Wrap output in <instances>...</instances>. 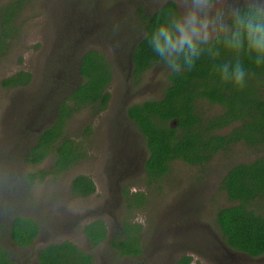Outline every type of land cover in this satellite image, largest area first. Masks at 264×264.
Listing matches in <instances>:
<instances>
[{"label": "trees", "instance_id": "1", "mask_svg": "<svg viewBox=\"0 0 264 264\" xmlns=\"http://www.w3.org/2000/svg\"><path fill=\"white\" fill-rule=\"evenodd\" d=\"M35 4L36 0H0V62L10 55L15 45L12 42L22 37V23L19 24V18L33 11ZM143 7L135 12L137 16L135 28L132 22L117 23L113 28H109V39L113 42L126 43L124 57L119 58V62L126 68V54L134 43L133 37L136 32L139 36L144 31L145 36L137 44L132 55V77L138 82L141 80V74L151 68H155V71L161 74L160 98L132 104L126 108L127 117L134 121L140 134L146 139L148 158L144 165L145 186L157 192L162 191L161 185L163 188L168 186L166 182L172 166L179 163L185 169H189V173H186L183 179L185 185L190 179H195L197 182H194L199 188L198 183L206 178L204 169L210 155L213 159L219 154L220 160V155L226 152L243 155L261 154L248 163L238 164L229 169L217 189L203 200L208 202L211 214L216 217L215 224L225 236L224 241L228 247L254 258L259 257L264 254V63L257 67L253 56L244 50L238 57L235 53H228L223 47L221 34L208 45H202L204 54L195 62L192 70L188 71L187 66L182 63L184 71L171 72L153 51L149 37L167 14L177 10L178 6L172 0H164L161 8L153 11L150 17L145 10L147 6ZM87 15L89 14L72 13L71 23L80 19H90ZM225 21L226 27L231 28V20L227 16ZM58 31L60 36L63 34L64 42L68 37H73L69 33L66 35L65 29H61L62 32ZM71 39L73 38L67 41ZM67 41L57 49L59 54L69 51L72 45H68ZM72 48L76 49L71 47V50ZM209 48L213 52L219 50L216 59L212 58ZM237 59L247 72L245 85L241 89L235 88L230 82L221 83L219 75L214 70L222 63H235ZM80 60L78 71L82 83L72 85L74 90L57 106V118L42 131L36 144L24 156V164L30 167L39 165L50 155L53 157L52 165L47 170H36L25 176L31 184L35 179L44 180L47 175L64 174L86 157L77 138H71L65 133L69 119L83 108H92L98 114L108 106L110 93L105 90L108 89L113 77L110 61L108 62L105 55L96 50H89ZM58 61L53 58L52 66L56 68L58 64L60 68L55 70L64 76L55 84H50L49 78L45 80L46 95L51 99L37 97L43 101L44 107L39 109L41 113L34 108L29 110L27 103H21L23 107L16 111L19 121L16 129L19 135L16 132L13 135L9 128L0 136V139L11 137L16 140L0 145V193L4 200H9L10 196L11 206L19 200L12 194L15 192L13 188L15 181H11L13 179L7 176V171L20 168V158L28 145L25 139L30 128L34 129L43 124L45 120L42 113L49 111V118L55 114V105L62 98L65 86L71 84V76L69 77L67 73L70 71L69 68ZM31 82L32 73L18 70L3 78L0 86L5 90L25 89ZM210 104L216 107V112L211 114ZM171 121L176 122L175 128L170 127ZM90 133V127L86 126L82 137L87 138ZM12 162H16V165L12 166ZM9 190L11 194H8ZM93 191L94 185L90 179L78 175L71 182L69 194L75 197L88 196ZM146 194H148L146 190L134 192L132 195H129L127 190L123 192L125 197L123 239L115 237L109 242V248L118 251L121 258L141 253L136 237H132L133 240L136 239L134 246L125 244L124 240L131 228L135 231L133 233L140 230L138 224L132 225L127 218L131 217L129 215L134 211L141 209ZM221 198L227 200L230 206H218L217 199ZM83 232L92 247L99 246L106 239L105 226L100 221L85 226ZM38 233V226L33 220L21 216L14 220L11 236L17 245L27 246ZM106 257L108 258L107 253ZM37 258L38 264H95L96 261L93 255L85 253L69 241L46 246L38 252ZM187 263V259H183V264ZM0 264H15L2 245Z\"/></svg>", "mask_w": 264, "mask_h": 264}, {"label": "rangeland", "instance_id": "2", "mask_svg": "<svg viewBox=\"0 0 264 264\" xmlns=\"http://www.w3.org/2000/svg\"><path fill=\"white\" fill-rule=\"evenodd\" d=\"M163 1L164 0H140L133 2L129 0H36L33 11L19 18V24L22 23V37L12 42L15 43V45L10 55L0 62V81L18 70H26L32 73V82L31 85L25 89L5 90L0 86V136L9 128L12 130L13 135H15V132L19 135V131L16 129L19 125L16 111L20 110L19 107H23L21 103H27L29 110H33L34 108L37 112H40L39 109L44 106H42L43 101L37 99V97H43L47 100H49V98L51 99V97L48 98L46 95L45 89L47 85H45V80L49 78V83L55 84L64 76V74L62 75L59 71L57 72L55 70L56 68H60L58 64L56 68H53V58L65 64L70 70L67 73L69 77L71 76V84L69 83V85L65 86V90L61 95L62 99L69 95L72 85H77L79 82L77 62L89 50H96L104 54L108 62L110 61L113 72L112 81L108 84L110 102L106 110L97 114L92 108H83L69 119L65 130L66 135L71 138H77L83 151L87 153L85 159L63 174L58 181L51 182L49 179L37 181L33 183L30 190L27 192L20 190L19 193H17L19 200L17 201L19 206L17 212L19 215L33 218L40 225V236L36 240L38 245L42 246V244L56 243L57 241L61 242L63 239H67L82 250H90L91 248L90 251L96 259L95 264H110L105 255L107 250L104 248V244L101 243L99 246L93 248L88 246L85 237L81 233V224H84V221L86 222L87 220L99 217L106 223L110 233L116 229L119 220L118 218L116 219L118 216L115 213V208L111 206H113V202H117L118 193L115 192L113 188H109V185L114 184L117 180L111 177L113 169L109 164L113 165V160H118L119 164L124 163L122 166L134 169L138 161L136 153H138V156L140 154L139 138L137 137L133 125H129L128 121H126V117L123 116L122 109L125 105L142 100L143 97H148L147 100L157 98L160 95L159 90L162 84L161 79L158 78L159 76L155 71L156 69L151 68L144 73L138 85L131 87L132 80L129 79V72L131 69L128 68V71L127 67L125 68L119 62V58L121 59L124 57L126 43L111 41L109 39V28H113L115 24L122 21H125L122 23L132 22V26H134L135 19L137 18L135 12L138 8L142 9L144 8L143 6L146 5V13H149L148 16H151V13L157 10ZM172 1L179 7L180 0ZM214 3L217 10H225L233 6H245V0H215ZM155 7L157 8L155 9ZM152 8L154 9L151 11ZM72 13L74 15L89 14L87 16H89L90 19H80L71 23L72 19L70 16ZM67 26H69V29H67ZM61 29H65L66 35H68V33L73 35V37H68L67 40L70 38L73 39L69 41L65 40V42H68V45L72 46H70L68 52L63 54H59L57 50L61 47L62 43H65L63 41L65 38H62L63 34L60 36L58 31H61ZM143 32H141L140 35ZM139 36L136 32L133 40L135 41ZM71 47H75L76 49L74 50V48H72L71 50ZM60 71L63 72V70ZM57 103L60 104V102ZM213 112H216V107L210 104V114ZM42 114L44 116L43 120H45L42 123L45 124L49 120L50 112L46 111ZM86 126H89L91 131L87 138L82 137L83 130ZM127 127H130L131 136L125 138L121 130L127 129ZM118 136L122 138L121 142L125 145L124 150L130 148V154L132 155L128 154L130 157L129 159L127 156L121 154L119 159H114V157H116V155H114L115 150L111 152L112 150L109 148V142L112 144L111 139ZM13 141L16 142L15 138L5 137L0 139V145L2 146L4 142L12 143ZM127 141H130L129 143H131V145H129ZM106 154H111V156L109 155L107 157ZM244 156L245 157L230 156L226 153V159H224L223 162L225 166L228 167L237 161L245 160L247 156ZM49 159L50 158H47L39 166L26 167L27 169L25 168V172L45 169L47 165H49ZM108 161L109 163L104 165V162ZM101 165L104 166L105 170L102 171ZM114 166L115 171L113 173H119L123 170L122 166L116 164ZM188 170L182 167L181 164L175 163L172 166L169 179L166 182L168 186H164L163 188L161 185L162 191L159 192L153 188H146L147 186H145L144 183L145 178H141L140 175L129 176L128 184L131 185L133 183L132 185L138 186V188L132 186V189H145L148 192L146 195L148 202L144 205V209L130 214V220L137 222L141 228L145 227L144 232H146L149 230V226H152V223L146 224L148 220L144 219V217H153L159 214L168 217V220H170L169 216L176 218L180 217L176 220H182L180 226L181 235L207 231L206 228L209 215L211 214V208L209 204L203 200H205L204 197L209 196L212 192L197 191L195 205H193L192 202H186L187 207H184L183 205L185 204H181L180 202L182 197L187 198L190 195V200L192 197L190 190L187 189L185 185V181H183L185 174L189 173ZM127 173L128 171L126 174ZM79 174L89 176L97 187L96 195L87 200L74 199L67 194L68 183L74 176ZM109 180L111 182H109ZM215 180L216 179H214V182ZM177 185L179 186L177 187ZM179 187L180 189H178ZM176 188L178 189V194H174ZM58 191L62 195L64 194V198L60 199L62 202L57 203L54 209L60 204H64L67 209H72L73 213L70 215L67 210V213L62 217L59 213L62 211L58 210V214L63 219L55 226L54 224L50 225L47 214L48 209H51L54 205L53 201L58 198ZM166 191L168 192L166 193ZM2 197L3 195H0V198ZM155 202L158 207L155 205ZM103 206H105V208ZM80 209L86 212L92 211L90 212L91 217L89 218L86 216L81 218L82 214ZM96 210H98L100 214L93 216V211ZM188 215H190L192 219L185 217ZM75 222L77 224L72 227ZM161 224L163 223H160V226ZM49 226L52 227L54 232L50 233L48 231L50 230ZM108 227H110V229ZM165 231L172 232L173 230L171 231L169 228H166ZM148 236L150 237V235ZM150 238L148 239L149 243L147 246L150 247L151 252L153 244L150 243L154 239ZM167 240L168 237L166 236V241ZM148 255L152 260V256H150L149 252ZM11 257L17 260L18 264H23L25 260L23 255L17 256L12 254ZM115 262L118 264L125 263L121 260ZM170 262L172 264L173 260ZM26 264L32 263L28 261ZM261 264H264V262H261Z\"/></svg>", "mask_w": 264, "mask_h": 264}, {"label": "flooded vegetation", "instance_id": "3", "mask_svg": "<svg viewBox=\"0 0 264 264\" xmlns=\"http://www.w3.org/2000/svg\"><path fill=\"white\" fill-rule=\"evenodd\" d=\"M161 6H162V4H161ZM157 7H155V9ZM128 57H129V53L127 54V57H126L127 70L129 68ZM77 63H78L77 66L80 67L81 60H79ZM132 65H131V70L129 72V79L132 80L131 87H133V86L135 87L136 85H138L139 81L135 82L134 78L132 77V74H133V66ZM156 72H157V75L160 77L161 74L158 71H156ZM143 75L144 74H141V76H140L141 80H142ZM79 79L80 80L77 83V85H80L82 83V78L80 76H79ZM73 90L74 89L72 87L71 92ZM105 91H108V89H106ZM160 97H161V94L155 99H158ZM147 98L148 97H143L142 100L135 101V103H130L129 105H125V107L122 109L123 116L126 117V121H128L129 125H133V127L137 133V137L139 138V144H140L139 145L140 146L139 152H140V154L138 156V153H136L138 161L136 160L137 163H136L135 168L132 169V168L122 166L124 163L119 164L118 160H115V161L113 160V165L109 164L110 167L112 166L111 168L113 169V172L115 171L114 170L115 164L123 167L122 171H121L122 168L120 169V171H121V172H119L120 175L118 172H115V173L112 172L111 177L116 178L117 182H114V184L109 185V188H113V190L118 193L117 202L116 203L113 202V206H111V207L115 208V213L118 216V217H116V219L118 218V220H119L118 225H117L116 229L112 233H110L107 229L106 223L102 219H100L99 217L93 218V219L87 220L86 222L84 221V224H81V233L83 234V236L85 237L84 232H83L85 226H87L90 223L95 222V221H100L103 223V225L105 226V230H106V239L104 240V242L102 244H104L103 246L107 250L106 253L108 254V262H110V264H118L115 262L117 260H121V261L125 262V263H121V264H168V263L171 264L170 261H172V260H173L172 264H183V259H187V261H188L187 264H196L197 262H198L197 264H261V262H264V254H262L259 257L254 258V257L249 256L247 253H244L242 251H237V250H234V249L228 247V245L224 241L225 236L218 230V227L215 224L216 217H214L212 214L209 215L210 220L208 219V224H207V228H206L207 231L201 232V233H198V232L189 233V234H184V235H181V231H180V226H181L182 220H180V221L176 220V219H179L180 217L176 218V217L169 216L170 220H168V217L163 216V215H159V214L154 215L153 217L152 216L144 217V219L148 220V222L146 224L152 223V226H149V230H147L146 232H144L145 227L141 228V226L137 222L131 221L130 217H129V218H127L129 220V223H131L132 225L138 224L140 226V230L137 233H133L135 231L132 230V228H131L130 233L127 235V237H125L124 241H125V244H127L129 246H134L135 240L138 239L139 246L141 249V253H139L138 255H135V256H126V257L121 258L118 256V251H114V250L109 248V242L112 239H114L115 237H117L120 240L123 239V232L125 230V228L123 226V206L125 203V197L123 195V192L125 190H127L129 195H132L134 192L145 191V189H135V188H138V186L132 185L133 183L131 185L128 184L129 176L140 175L141 178L142 177L145 178L146 170H145L144 165H145L147 158H148V151L146 148V139L144 138V136L142 134H140L138 128L135 126L134 121L130 120L127 117L126 108H128L132 104H139L142 102H146V101H148ZM63 99L61 98L59 100V102H61ZM155 99H151V100H155ZM109 102H110V100H109ZM57 105H59V104L57 103ZM57 105L55 106V109H54L55 114L49 118L47 123H45L41 126L42 129L39 132H35L36 129L30 128V130H29L30 134L28 135L27 139H25V141L28 145L25 148V151L20 158V161H21L20 168L7 171V176L9 178L13 179L11 181H13V182L15 181L14 182L15 184L13 187L15 192H12V191L11 192L16 197V199H18L17 193H19L20 190L23 192H27L28 190H30V188L34 182L39 181L38 179H35L33 181V183L31 184L27 179H25V176L30 172H27V171L25 172V168L28 167V165H25L23 160H24V156L36 144L37 138L42 133V131L47 127L46 125L50 121H52L53 119L55 120L57 118ZM108 105H109V103H108ZM54 120H53V122H54ZM170 127L175 128L176 122L171 121ZM121 131H123L125 138L131 136L130 127H127V129L125 128L124 130H121ZM121 140H122V138H120L119 136L114 137V139H111L112 144L109 142V146H110L109 148H111V150H112L111 152H113V150H115L114 155H116V157H114V159H119L120 154L127 156V158L129 159L130 157L128 156V154L132 155V154H130V148H126L124 150L125 145H124V143L121 142ZM129 142L130 141H127V143H129ZM133 144H135V143H133ZM129 145H131V143H129ZM137 146H138V144H137ZM226 153L230 156H238V157L243 156V157H245L244 156L245 154L243 155V154L236 153V152H232V154H230L228 152H226ZM226 153L224 155H222V154L220 155V160H219V156H218L219 154L215 155V157L213 159L211 158V155L208 157L207 163L205 164V169H204V174L206 175L205 176L206 178L203 181L198 183L199 188H197V185L195 183L197 181L195 179H190L189 183L186 184L187 189L190 190L192 197H191V200L189 199L190 195L187 198L182 197V200L180 202H181V204H185V205H183L184 207H187L186 202H192L193 205H195V203H196L195 198L197 197V191L198 192H200V191L214 192L217 189V187H218L219 183L221 182V180L223 179V177L225 176V174L227 173V171L229 169H231L233 166H236L238 164L248 163L251 160H253V158H255L256 156L261 155V154H256V153H250V154L246 155L247 157L245 158V160L237 161L234 164L226 167L224 162H223L224 159H226ZM111 154H113V153H111ZM111 154H109V155L111 156ZM106 155H107V157L109 156L108 154H106ZM104 157L107 158L106 156H104ZM47 158H50L49 159L50 162H49V165H47V167L45 168L46 170L52 165V162H53L52 155L46 157V159ZM83 160H81L79 163H81ZM108 163H109V161L104 162V165L108 164ZM15 165H16V162H12V166H15ZM39 165H37V166H39ZM101 169H102V171L105 170L103 165H101ZM127 171H128V173L126 174ZM62 175L63 174H61L59 176L47 175L46 177H44V180L49 179L51 182H56V181H58V179ZM79 175L85 176V177L90 179V181L94 185V191L92 193H90L88 196H77V197H75V196L70 195L69 189L71 187V182H72V180H74V178L76 176H78V175H76L68 183L67 194L69 195V197H72L74 199L87 200L90 197H93L94 195H96L97 187L94 184L93 180L89 176H86L83 174H79ZM214 179H216L215 182H214ZM18 180L20 182H18ZM109 182H111V181L109 180ZM179 185H177V187ZM132 186L135 188L132 189ZM180 187L178 189H180ZM60 189H61V187H60ZM178 189L176 188L174 190V192L177 194H178V192H177ZM1 192H4V191L1 190ZM1 194L2 193H0V195ZM8 194H11L10 190L8 191ZM146 195H144L145 196V198H144L145 202H143L140 210H143L144 205H146L148 202V198ZM61 198H64V194L62 195L58 191V198L53 201L54 205L52 206V208L48 209L47 215L49 217L48 220H49L50 225L54 224L56 226L58 223H60L63 219L62 217H64V215L67 213V210L70 213V215L73 213V210L67 209V207H65L64 204H60L59 206L56 207V209H54V206L57 203L62 202V201H60ZM11 201H12V199L10 198V196H9V200H4L3 198H0V245H2L4 247V249L10 255V257L12 256V254H15L17 256L23 255V258L25 259L23 261V264H26L28 261L32 264H38V258H37L38 252L43 250L46 246H48L52 243L42 244V246H40L36 243V240L39 238L40 232H41V228H40L39 223L36 220H34L33 218H27V217L19 215V213L17 212L19 210L18 202L15 201V199L13 198V201H15L13 204H14V206L16 205L14 207V206H11V204H10ZM207 204H208V202H207ZM155 205L157 206L156 202H155ZM217 205L221 206V207L230 206L229 202L225 199H222V198H221V200L217 199ZM49 207H50V205H49ZM103 207L105 208V206H103ZM58 210L62 211V212H59L62 215V217L58 214ZM80 210H81V214H82L81 218L86 217V216L89 218L91 217L90 212H92V211L86 212L83 209H80ZM93 212H94L93 216L100 214L98 210L93 211ZM135 212H137V210L134 211V213ZM19 216L33 220V222L38 226V232L39 233L33 239V241L25 247H21V246L17 245L16 243H14L12 241V236H11L12 226H13L14 220ZM185 217H188V219L189 218L192 219V217H190V215L185 216ZM160 223H163V224L165 223V224H164V226H163V224H161V226H160ZM76 224L77 223L75 222L72 227H74ZM49 228H50V230H48V231L50 233L54 232V230H52L51 226H49ZM108 228L110 229V227H108ZM166 228L167 229L169 228L171 231L172 230L173 231L172 232H170V231L166 232L165 231ZM148 235H150V237L152 239H154L150 243V244H153V249L151 250V252H150V247L147 246L149 243L148 239L150 238ZM166 236L168 237L167 241H166ZM132 237H136V239L133 240ZM85 240H86L88 246L92 247L91 244L87 241L86 237H85ZM62 241H69V240L63 239ZM69 242H71V241H69ZM56 243H60V242L57 241ZM94 247H97V246H94ZM90 250H91V248H90ZM90 250H83V251L87 254L92 255V252ZM21 251H22V253H21ZM148 252H149L150 256H152V260H151V257H149ZM176 256H178V257H176ZM153 258H155V259H153ZM11 259L14 261L15 264H18L17 260L13 259L12 257H11Z\"/></svg>", "mask_w": 264, "mask_h": 264}, {"label": "clouds", "instance_id": "4", "mask_svg": "<svg viewBox=\"0 0 264 264\" xmlns=\"http://www.w3.org/2000/svg\"><path fill=\"white\" fill-rule=\"evenodd\" d=\"M231 20L226 27L225 17ZM223 34V47L238 57L242 50L253 56L259 67L264 63V0H245V6H233L217 10L214 0H180L179 7L170 11L153 29L149 43L167 68L180 73L185 68L192 70L195 62L204 54L202 45H208ZM213 59L219 56L209 48ZM223 84L231 83L241 89L245 85L247 72L243 65L225 62L215 67Z\"/></svg>", "mask_w": 264, "mask_h": 264}, {"label": "water", "instance_id": "5", "mask_svg": "<svg viewBox=\"0 0 264 264\" xmlns=\"http://www.w3.org/2000/svg\"><path fill=\"white\" fill-rule=\"evenodd\" d=\"M161 8V6H159L157 8V10H159ZM145 36V33L143 32L138 39H136L134 41V43H132V46H131V50L129 51V57H128V62H129V68L131 69V65H132V55H133V51L135 49V47L137 46V44L143 39V37ZM79 68V67H78ZM78 70V69H77ZM79 75V71L77 73ZM54 120V119H53ZM53 120L50 121L46 126H50L52 123H53ZM43 124H41L40 126H38L37 128H34L36 129L35 132H39L41 129H42V126ZM38 246V245H37Z\"/></svg>", "mask_w": 264, "mask_h": 264}]
</instances>
